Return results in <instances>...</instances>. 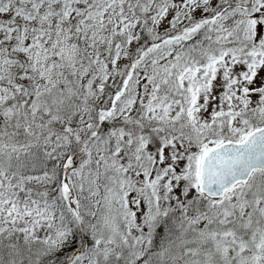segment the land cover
<instances>
[{
  "label": "snow or ice",
  "instance_id": "obj_1",
  "mask_svg": "<svg viewBox=\"0 0 264 264\" xmlns=\"http://www.w3.org/2000/svg\"><path fill=\"white\" fill-rule=\"evenodd\" d=\"M0 264H264V0H0Z\"/></svg>",
  "mask_w": 264,
  "mask_h": 264
}]
</instances>
